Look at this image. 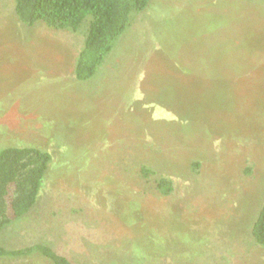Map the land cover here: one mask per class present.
<instances>
[{
	"label": "rangeland",
	"instance_id": "obj_1",
	"mask_svg": "<svg viewBox=\"0 0 264 264\" xmlns=\"http://www.w3.org/2000/svg\"><path fill=\"white\" fill-rule=\"evenodd\" d=\"M80 41L0 0V148L52 155L0 243L126 264L156 230L145 264H264L250 235L264 201V0H150L86 81L73 75ZM143 163L171 177L169 196Z\"/></svg>",
	"mask_w": 264,
	"mask_h": 264
},
{
	"label": "trees",
	"instance_id": "obj_2",
	"mask_svg": "<svg viewBox=\"0 0 264 264\" xmlns=\"http://www.w3.org/2000/svg\"><path fill=\"white\" fill-rule=\"evenodd\" d=\"M150 0H12L17 19L27 26L44 24L81 36L73 75L78 81L90 79L118 45L120 37L132 26ZM237 78L241 75L236 74ZM225 79H228L223 75ZM235 78V79H237ZM231 81V80H230ZM232 82V81H231ZM229 83V82H226ZM229 86V85H228ZM227 86V87H228ZM52 155L35 145H7L0 148V232L12 220L27 214L35 204ZM199 165L194 162L193 166ZM145 179L154 175V188L163 197L173 191L171 177L160 174L147 164L139 166ZM148 233L131 244L135 246L126 264H145L146 254H156L157 234ZM250 235L264 248V201L252 222ZM143 237H146L143 241ZM151 252V254L148 252ZM146 252V253H145ZM160 253V251H159ZM39 254L51 264H83L72 260L45 243L9 249L0 243V258H21Z\"/></svg>",
	"mask_w": 264,
	"mask_h": 264
}]
</instances>
